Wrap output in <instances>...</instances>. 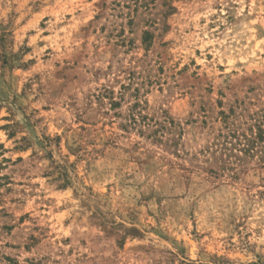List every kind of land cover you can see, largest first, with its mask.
<instances>
[{
	"label": "rangeland",
	"instance_id": "obj_1",
	"mask_svg": "<svg viewBox=\"0 0 264 264\" xmlns=\"http://www.w3.org/2000/svg\"><path fill=\"white\" fill-rule=\"evenodd\" d=\"M259 123L264 0H0V264L264 263Z\"/></svg>",
	"mask_w": 264,
	"mask_h": 264
},
{
	"label": "trees",
	"instance_id": "obj_2",
	"mask_svg": "<svg viewBox=\"0 0 264 264\" xmlns=\"http://www.w3.org/2000/svg\"><path fill=\"white\" fill-rule=\"evenodd\" d=\"M112 104L117 105V103ZM219 137L222 139L215 143V148H209L211 154L217 156L220 169V173L217 174L237 176L239 171L245 168L244 157H257L258 164L264 165V125L262 123L254 125L250 133H241L229 127L227 133H221Z\"/></svg>",
	"mask_w": 264,
	"mask_h": 264
}]
</instances>
